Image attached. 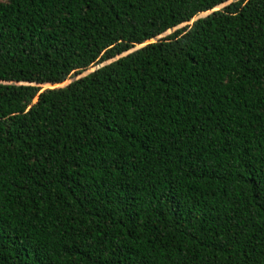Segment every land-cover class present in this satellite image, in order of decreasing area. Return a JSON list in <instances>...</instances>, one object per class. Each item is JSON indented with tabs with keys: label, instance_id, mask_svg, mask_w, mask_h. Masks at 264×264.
I'll list each match as a JSON object with an SVG mask.
<instances>
[{
	"label": "trees",
	"instance_id": "1",
	"mask_svg": "<svg viewBox=\"0 0 264 264\" xmlns=\"http://www.w3.org/2000/svg\"><path fill=\"white\" fill-rule=\"evenodd\" d=\"M226 1L0 0V264H264V0Z\"/></svg>",
	"mask_w": 264,
	"mask_h": 264
},
{
	"label": "rangeland",
	"instance_id": "2",
	"mask_svg": "<svg viewBox=\"0 0 264 264\" xmlns=\"http://www.w3.org/2000/svg\"><path fill=\"white\" fill-rule=\"evenodd\" d=\"M231 1H235V0H228V1L224 2V3H222V4H219L218 6H216L215 8H213V9L210 10V11L221 9L222 7H224V6H226L227 4H229ZM210 11H207V12H204V13H199V14H197L196 16H194L190 21H188V22H186V23H183V24H180V25H178V26H176V27H174V28H171V29H169V30H166V31L163 32L162 34L156 36V37L153 38V39H150V40L147 41V42H144L143 44H145V43H151V42L157 41V40H159V39H161V38H164V37H166L167 35H169V34H171L172 32H174L176 29H178V28H180V27H182V26H184V25H186V24H190L191 21H193V20H195V19H197V18H201V17L205 16V15L208 14ZM143 44L135 45V46H134L132 49H130L129 51L124 52V53H122V54H120V55H118V56H115L113 59L107 60V61L102 62V63H99V64H97V65H93V66L89 67L88 69H86V70L80 72L79 74H76V75L70 76V77H68L65 81H63V82L60 83V84H52V85H49V84H37V85H36V84H31V85L38 86V87L40 88V90H43V89H46V88L63 87V86H65V85H67L68 83H70L71 81H73V80H75V79H77V78H79V77H82V76H84V75H86V74L92 72V71L95 70L96 68H98V67H100V66H102V65H105V64L109 63L110 61H113V60H115L116 58H118V57H120V56H122V55H124V54H126V53H128V52H130V51H132V50H134V49L139 48V47H140L141 45H143Z\"/></svg>",
	"mask_w": 264,
	"mask_h": 264
}]
</instances>
